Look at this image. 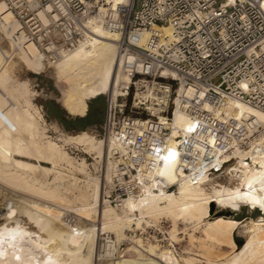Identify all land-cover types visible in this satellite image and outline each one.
I'll return each mask as SVG.
<instances>
[{"label": "bare ground", "instance_id": "6f19581e", "mask_svg": "<svg viewBox=\"0 0 264 264\" xmlns=\"http://www.w3.org/2000/svg\"><path fill=\"white\" fill-rule=\"evenodd\" d=\"M121 3L123 0H107L105 6L115 8ZM262 6L264 9V0ZM3 10L0 4V34L5 37L4 43L0 38V184L5 189L36 194L51 205L19 197L13 208L6 207L7 212L0 214L4 220L0 224V264H92L99 233L113 234L116 240H132L150 256L139 253L136 259H123L117 264H264V136L237 149L234 161L219 175L187 173L178 167L177 147L178 139L187 135L192 123L185 113L176 110L165 152L158 157V166L150 176L156 191L148 189L144 196L128 198L120 209H115L103 196V181L111 180L113 161L109 151L114 142L106 143L88 129L57 138L47 135L40 109L32 102L35 92L27 81H15L9 67L11 56L16 55L33 74L39 75L45 71L44 59L35 44L8 54L12 44L7 51L4 47L11 42V32L18 23L8 14L2 16ZM40 16L44 21L41 13ZM89 28L85 41L53 65L52 77L61 85L57 101L72 117H84L89 100L106 94L117 96L119 88L129 83L120 68L119 35L109 32L101 19L90 18ZM163 31L169 34L167 27ZM218 112L235 119L255 120L264 127L263 112L236 100H229ZM66 147L81 150L102 163V167L98 165L104 179L92 176L84 158L71 157ZM74 172L85 179L80 180ZM162 187L175 190L165 191ZM68 195L78 204L71 208L80 218L77 226L64 217L63 210L53 207L70 204ZM211 205L215 207L212 213ZM245 208L258 216L244 223L246 231H242V221L234 216ZM161 219L172 223L174 241L178 222L190 229L189 243L195 250L178 258L168 246L126 235L127 231L133 233L143 229V224L153 225ZM235 231L244 237L239 248L233 238ZM197 232L200 237L195 236ZM116 240L113 244L107 242L106 254L114 244L118 246Z\"/></svg>", "mask_w": 264, "mask_h": 264}, {"label": "built area", "instance_id": "2783aa9c", "mask_svg": "<svg viewBox=\"0 0 264 264\" xmlns=\"http://www.w3.org/2000/svg\"><path fill=\"white\" fill-rule=\"evenodd\" d=\"M106 1L0 4L1 15L18 23L10 35L13 50L35 44L49 66L85 41L90 18L101 19L119 35L120 68L129 83L119 95H107L101 137L114 142L111 180L103 196L120 209L126 199L156 191L150 176L165 152L176 110L192 123L177 147L178 167L187 173L219 175L237 149L264 136L255 120L216 113L229 100L264 113V9L263 0L230 5L229 0H123L115 8L105 6ZM102 241L106 257L119 255L116 244L106 254L107 242L114 243L111 236L104 234Z\"/></svg>", "mask_w": 264, "mask_h": 264}, {"label": "rangeland", "instance_id": "374dc122", "mask_svg": "<svg viewBox=\"0 0 264 264\" xmlns=\"http://www.w3.org/2000/svg\"><path fill=\"white\" fill-rule=\"evenodd\" d=\"M0 38L3 40V43H4L5 42L4 35L0 34ZM6 44L8 47H4V49L7 51V49L10 48L9 47L10 43H8L7 41ZM10 49L7 52L8 54L12 55V51L14 50H12V48ZM11 58H12L11 60L12 62L9 67H10V71L12 73L14 80L17 82L27 81L29 84L30 90L35 92L32 102L36 107L40 109L43 122H44V126L48 128L47 135H49L52 138H57L60 135H72L77 132L86 131L88 129L96 138L102 139L101 126L104 121V115H105V110H106V97H107L106 95H110V94L101 95L95 99L89 100L87 103L88 108H87L86 115L84 117L88 115L89 111L94 112L95 110L102 108L103 114H102V118L100 119V121H94L95 122L94 124L85 127V129L83 130H80L77 128L68 130L65 124L63 123L64 120L69 121V120H74L76 118L82 119L84 117L69 116L58 103L57 100L60 97V92H61L60 86L61 85H58L55 82L54 78L52 77L54 67L49 66L45 63V71L37 75V74H33L27 67H25L18 59V56L12 55ZM88 117L89 119L81 123L86 124L91 119V116H88ZM66 152L69 153L71 157L77 160L84 158L85 162L88 164V169L90 168L89 173L92 176L99 177V179H102L103 169L101 168L102 170H99L100 165L102 167V163H96V161L90 155H86L81 150L79 151V150H76L75 148L66 147ZM41 164L44 166H48V164H44V163H41ZM64 172L67 173L69 171L64 170ZM73 174L80 180L85 179V176L80 173L74 172ZM50 180H51V177H50ZM107 183L108 182L105 183V181H103V184H104L103 191L105 190L104 187L106 186ZM0 185L2 186L0 187L3 190L2 192L0 191V214L5 213L4 211L7 212V209L9 210V208H13L15 206V201L19 200V197H26L28 199L35 200L44 205L45 204L49 206L51 205L46 199L43 198L44 199L43 200L42 197L36 194L33 195V193H29V192L26 193L25 191L19 192V190H16V189L14 190L13 188L11 189V187L9 188L7 186H6L7 188L5 189L4 185L2 184ZM68 196H67L68 200L69 201L71 200L70 204L66 205L65 207H60V206L57 207L55 205L53 207L55 209L57 208V210L59 209L60 211L63 210L61 212L64 213V217H66V219H69V221L73 222L72 223L73 226H77L79 224L80 218L75 213H73L71 208H73L75 205H78V204L76 203V200L72 198V195H68ZM117 212L119 211L117 210ZM256 216H258L257 212H252L251 214H249L248 208H245V210L242 213H238L237 215L234 216V218L239 220L240 222L242 221L241 222L243 224L242 231L244 230L246 231V228L244 227V223L245 224L249 223L250 218L254 219L256 218ZM2 218L3 217H0V224L4 223V220ZM180 223L181 222L177 223L178 232L176 233L177 234L176 239H175V241L177 240L176 242L172 240L171 238V231L173 230V225L169 220H166V219H161L160 221L158 220L153 225L152 223L150 225L143 224V226L145 225L143 229H136V231H134L133 233L131 231L130 232L127 231L128 233L126 232V235L128 238H131L132 236H136L137 239L139 238L143 240L144 242L145 240H148L147 242L151 244H159V246H163V247L168 246L174 254L176 253L175 254L176 257L179 258L180 255L186 256L185 253L187 252L190 253L191 251L195 250L192 248V245L189 243L190 240L188 238V234L191 233V230L188 228H185L184 224L182 223L180 224ZM93 225L95 226V228L97 227L96 221H93ZM184 229L186 230L184 231ZM168 231L170 232V234ZM104 234H107V233H99L98 245H97V255H96L95 260L93 259L95 262L92 261V264H117L120 260H123V259H130V260L136 259L139 253H141V256L143 255L142 257H147V256L150 257L149 253L146 250H144V247H141L138 244L137 246L134 241L133 243L131 242L132 240L129 241L128 239L126 240L123 239L122 241L116 240L115 236L109 233L107 235L111 236L112 240L115 239L116 242L118 243L119 252L122 254V256L121 255H119V257L117 256V259H115L116 257L108 258L104 255V248H103L104 242L102 241V239L104 238ZM195 236L200 237V233L197 232ZM233 238H234V241L236 242L237 248H239L241 244L244 242V237H242L241 235H238L237 231L234 232ZM171 244L172 246H170ZM198 259H200L202 262L204 261L202 260L200 256Z\"/></svg>", "mask_w": 264, "mask_h": 264}, {"label": "trees", "instance_id": "16d2710c", "mask_svg": "<svg viewBox=\"0 0 264 264\" xmlns=\"http://www.w3.org/2000/svg\"><path fill=\"white\" fill-rule=\"evenodd\" d=\"M102 114H103L102 108H99L98 110H95L94 112L89 111L88 115L82 119L76 118L74 120H69V121L64 120L63 123L65 124L68 130L73 129V128L83 130L85 129V127L94 124L95 123L94 121H100V119L102 118ZM88 116H91V119L86 124L81 123L89 119Z\"/></svg>", "mask_w": 264, "mask_h": 264}, {"label": "water", "instance_id": "95a60500", "mask_svg": "<svg viewBox=\"0 0 264 264\" xmlns=\"http://www.w3.org/2000/svg\"><path fill=\"white\" fill-rule=\"evenodd\" d=\"M214 206L213 205H211V207H210V210H211V213L214 211Z\"/></svg>", "mask_w": 264, "mask_h": 264}]
</instances>
